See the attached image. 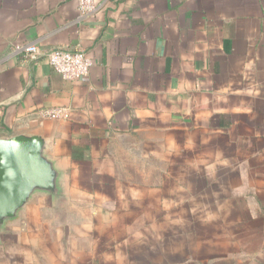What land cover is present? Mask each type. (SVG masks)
Wrapping results in <instances>:
<instances>
[{
    "label": "crops",
    "instance_id": "crops-1",
    "mask_svg": "<svg viewBox=\"0 0 264 264\" xmlns=\"http://www.w3.org/2000/svg\"><path fill=\"white\" fill-rule=\"evenodd\" d=\"M94 2L0 0V138L45 137L60 186L0 264H264V0ZM28 45L93 65L67 81Z\"/></svg>",
    "mask_w": 264,
    "mask_h": 264
},
{
    "label": "water",
    "instance_id": "water-1",
    "mask_svg": "<svg viewBox=\"0 0 264 264\" xmlns=\"http://www.w3.org/2000/svg\"><path fill=\"white\" fill-rule=\"evenodd\" d=\"M47 145L40 135L0 138V232L35 195H60L59 173L45 154Z\"/></svg>",
    "mask_w": 264,
    "mask_h": 264
},
{
    "label": "built area",
    "instance_id": "built-area-1",
    "mask_svg": "<svg viewBox=\"0 0 264 264\" xmlns=\"http://www.w3.org/2000/svg\"><path fill=\"white\" fill-rule=\"evenodd\" d=\"M99 7L94 0H77V10L80 18H87L94 15ZM25 57L36 59L43 57L54 72L64 80L77 81L88 76L93 62L83 51L51 50L41 54L35 45H28L16 49ZM42 116L48 120H56L68 117V110L61 107H54L44 110Z\"/></svg>",
    "mask_w": 264,
    "mask_h": 264
}]
</instances>
